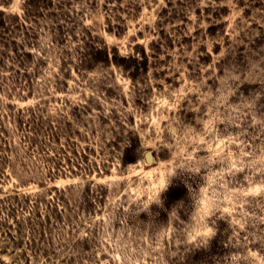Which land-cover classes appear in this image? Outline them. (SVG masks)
Listing matches in <instances>:
<instances>
[{
  "label": "rangeland",
  "instance_id": "374dc122",
  "mask_svg": "<svg viewBox=\"0 0 264 264\" xmlns=\"http://www.w3.org/2000/svg\"><path fill=\"white\" fill-rule=\"evenodd\" d=\"M0 264H264V0H0Z\"/></svg>",
  "mask_w": 264,
  "mask_h": 264
}]
</instances>
